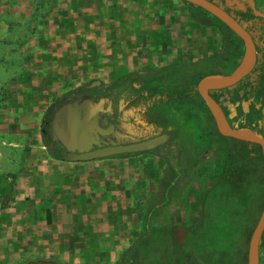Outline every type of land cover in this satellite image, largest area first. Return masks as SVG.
I'll list each match as a JSON object with an SVG mask.
<instances>
[{
  "label": "rangeland",
  "instance_id": "rangeland-1",
  "mask_svg": "<svg viewBox=\"0 0 264 264\" xmlns=\"http://www.w3.org/2000/svg\"><path fill=\"white\" fill-rule=\"evenodd\" d=\"M227 2H236L238 7L256 13L254 21L242 22L263 46L264 0ZM219 35L206 18L192 20L186 4L179 0H0V111L6 113L7 104L12 105L14 88L22 91L18 75L28 73L26 80L31 88L46 89L41 99V105L46 106L37 120L31 116L35 125L30 129L31 147H25L46 157L59 155L60 151L47 149L41 128L44 111L61 93L94 79L110 83L125 72L164 63L179 51L185 56L196 54L197 50L210 51L220 43ZM8 71L16 79L9 83L10 94L4 87ZM131 103L138 104L136 99ZM15 120L22 127L21 121ZM24 131L22 127L21 132ZM221 144L220 139L211 136L204 152L178 169L151 150L116 154L114 165L96 164L97 168L121 169L126 174L129 183L121 187L126 185L127 202L120 205L116 201L112 208L104 207L100 215H86L79 220L75 217L71 232L87 238L79 239L82 250L77 253L58 254L43 243L46 232L47 237H53L64 223H51L52 209L43 205L39 187L26 181L28 191H18L17 178L1 174L0 264H115L124 248L147 226L168 222L191 226L208 183L221 168ZM181 157L179 160L184 159ZM31 165L35 167L31 169L32 178L38 170L47 172L48 162L41 155L32 156ZM61 168L63 173H72L68 167ZM260 203L246 211L231 264H245V233ZM69 209H60V215H66ZM107 240H111L112 247L109 244V250H102V243ZM60 246L63 247L62 242ZM259 264H264V239Z\"/></svg>",
  "mask_w": 264,
  "mask_h": 264
},
{
  "label": "trees",
  "instance_id": "trees-1",
  "mask_svg": "<svg viewBox=\"0 0 264 264\" xmlns=\"http://www.w3.org/2000/svg\"><path fill=\"white\" fill-rule=\"evenodd\" d=\"M179 1L186 4L192 20L206 18L217 28L220 43L216 47L201 53L197 50L191 56L179 51L164 63L125 72L110 83L69 89L56 97L43 113L42 128L49 133L53 111L73 95L101 93L111 87L118 94L126 90L127 95L142 91L151 119L157 121L160 131H167L170 136L165 146L154 151L173 162L174 169L188 166L197 159L208 147L211 136L222 141L221 168L200 199L195 222L191 226L179 222L147 226L124 248L115 264H231L246 211L261 201L245 233L246 263L247 240L264 206V162L260 145L221 135L195 88L204 75L228 73L234 68L242 53V41L205 9L185 0ZM214 1L242 21H254L256 17L251 9L238 7L236 2ZM181 156L184 159L179 160Z\"/></svg>",
  "mask_w": 264,
  "mask_h": 264
},
{
  "label": "crops",
  "instance_id": "crops-1",
  "mask_svg": "<svg viewBox=\"0 0 264 264\" xmlns=\"http://www.w3.org/2000/svg\"><path fill=\"white\" fill-rule=\"evenodd\" d=\"M6 73V78L4 79L7 80L4 82V87L8 88L7 93L10 94L9 88L11 86H9V83L13 79L16 81V79L15 77L11 78V76H14V73L9 71ZM9 73L12 75H9ZM27 77L28 73L18 75V79L22 80V86H20L22 91L14 88L11 91L13 96L12 105L7 104L6 113L0 111V122L3 123V125L0 124V175L4 173L10 177H16L17 182H20V185L17 186L18 191L21 192L28 191L26 181L39 187V195L45 200L43 205L48 209H52L51 211L49 209L50 218H52L51 223L55 225L61 224L60 222L64 223L62 229L57 227L59 231L53 237H47L48 234L46 232L43 243L47 244L58 254L72 253L73 251L77 253L76 250H82L79 239L87 240V238H85L84 234L79 235L71 232L70 225H72V222L74 224L75 217L79 220L85 218L83 216L86 215H100L104 213V207L112 208V205L116 201L120 205L126 203L127 190H125V187L129 181L125 179L126 174H123L121 169H101L97 168L98 166L95 167L96 164L114 165L117 155L88 160H65L54 154L46 157V154L26 149L25 146L27 148L31 147L29 145L30 129L35 126L33 125V120L30 121V118L33 116L37 120L41 115L39 113L46 106L45 103L41 105V99L46 89L44 87L40 88L42 90L31 88L29 82L26 80ZM31 96H35L36 99H29ZM66 103L68 101L61 102L58 106ZM15 119L21 121L23 130L25 129L24 132H21L22 127L20 126V122H14L16 121ZM39 155L43 156L44 160L48 162L47 172L43 174L38 170L37 175L32 178L31 169L35 168L31 165L32 156L39 157ZM61 165L72 169V173L61 172ZM64 170L66 169L64 168ZM115 176H118V181H116ZM36 178L38 180L35 181ZM123 184L126 185L122 188ZM19 187L22 189H19ZM118 192H120L119 198H117ZM62 208L70 209L66 215H60L62 213L60 209ZM78 210L80 211L78 212ZM79 215L82 217H79ZM64 228L66 229L64 230ZM60 242H62L63 247L60 246ZM110 243L111 240L103 242L104 248L102 250H109ZM51 244L53 247L50 246ZM89 246L93 245L89 244ZM110 247H112L111 244Z\"/></svg>",
  "mask_w": 264,
  "mask_h": 264
},
{
  "label": "water",
  "instance_id": "water-1",
  "mask_svg": "<svg viewBox=\"0 0 264 264\" xmlns=\"http://www.w3.org/2000/svg\"><path fill=\"white\" fill-rule=\"evenodd\" d=\"M185 1L198 5L217 17L242 41V53L235 67L228 73L204 75L197 81L195 88L209 110L217 131L226 137L259 144L264 162V135L249 126L229 122L222 107L212 95L216 90L237 84L253 69L256 62V46L253 37L242 20L228 12L221 3L214 0ZM98 82V79H94L90 83H85L84 86ZM87 103V98L80 102H68L58 106L51 116L52 137L57 139L67 150L60 154L62 159L88 160L125 152L146 151L164 143L168 138L166 133H160L136 142L103 145L98 139L100 134L107 132V129L98 123L99 111L102 107L97 103L92 108ZM111 126L109 125V128ZM46 147L51 150L56 147V143L52 141ZM263 231L264 206L247 240L245 264H259V249Z\"/></svg>",
  "mask_w": 264,
  "mask_h": 264
},
{
  "label": "flooded vegetation",
  "instance_id": "flooded-vegetation-1",
  "mask_svg": "<svg viewBox=\"0 0 264 264\" xmlns=\"http://www.w3.org/2000/svg\"><path fill=\"white\" fill-rule=\"evenodd\" d=\"M254 14L256 15V13ZM249 32L251 33L250 30ZM251 35L256 46V62L253 69L237 84L216 90L212 95L222 107L229 122L249 126L264 135V44L263 46L260 45L259 41L256 40V36L252 33ZM95 84H100V82L85 87ZM126 93L127 90L124 93L118 94L117 90L111 87L101 93L94 91L73 95L74 99L70 101L71 97H69L67 101L80 102L87 98V104L92 108L97 103L100 104L102 109L99 111L98 123L107 129L105 134H100L98 137L103 145L131 143L160 133H166L168 135L167 140L149 150L154 151L160 146H165L170 139L169 132L160 131L161 127L157 124V121L151 119V116L147 112V102L144 101L143 92L139 91L133 95H127ZM132 99H136L138 104H132ZM109 125L112 126L109 128ZM41 132L45 136L47 144L52 141L56 143V147L51 150L60 151L59 155L67 151L57 139H53L51 129L49 133H46L45 128H41ZM93 147H96V145H93ZM140 152H125L120 154L127 155Z\"/></svg>",
  "mask_w": 264,
  "mask_h": 264
}]
</instances>
